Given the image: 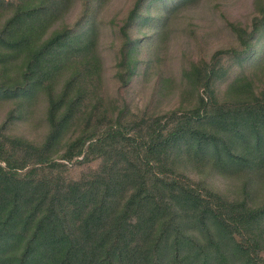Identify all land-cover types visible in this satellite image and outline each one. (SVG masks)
Wrapping results in <instances>:
<instances>
[{"label": "trees", "instance_id": "obj_1", "mask_svg": "<svg viewBox=\"0 0 264 264\" xmlns=\"http://www.w3.org/2000/svg\"><path fill=\"white\" fill-rule=\"evenodd\" d=\"M109 1L0 0V96L14 99L0 122V264H264V0L181 67L176 103L156 104L177 82L160 71L138 109L104 93L102 31L117 26L128 86L160 64L193 0H133L121 23L101 16ZM41 92L44 137L11 132ZM224 174L241 190L216 186Z\"/></svg>", "mask_w": 264, "mask_h": 264}, {"label": "rangeland", "instance_id": "obj_2", "mask_svg": "<svg viewBox=\"0 0 264 264\" xmlns=\"http://www.w3.org/2000/svg\"><path fill=\"white\" fill-rule=\"evenodd\" d=\"M255 1L193 0L175 17L177 19L175 27L170 30L168 38L158 48L161 57L160 64L154 65L144 77L137 78L130 85L123 87L119 86L115 76L116 62L123 39L113 32L117 26L109 25V28L104 26L103 35L100 36L101 44H99L103 55L104 93L112 97L127 99L134 109L141 108L145 106L153 92L155 75L161 71L165 75L173 76L177 82L170 86V92H166L163 97H160L156 104L167 107V105L176 103L177 92L181 87V67L188 66L201 54L209 55L218 46L227 43L231 38L227 20L249 22L252 14L256 11ZM132 2L133 0H110L101 16L105 13L107 18H114L117 23H121ZM80 10V2H73L69 11L63 19L58 21V24L63 20L74 21L80 14ZM143 24L144 21L136 27L139 32L143 31ZM13 105L14 99L0 96V122L6 118ZM46 107V94L41 92L36 96L30 108L24 110L25 114L23 113L10 124V131L42 139L48 130ZM213 181L216 186L228 191L241 190L239 189L240 180L231 175H216L213 177ZM255 182L257 201H262L264 200V183H259L257 180Z\"/></svg>", "mask_w": 264, "mask_h": 264}]
</instances>
